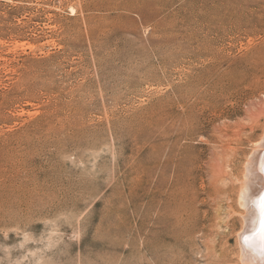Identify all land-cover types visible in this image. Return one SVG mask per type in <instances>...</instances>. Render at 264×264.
<instances>
[{
	"label": "rangeland",
	"instance_id": "1",
	"mask_svg": "<svg viewBox=\"0 0 264 264\" xmlns=\"http://www.w3.org/2000/svg\"><path fill=\"white\" fill-rule=\"evenodd\" d=\"M263 131L264 0H0V264H249Z\"/></svg>",
	"mask_w": 264,
	"mask_h": 264
},
{
	"label": "bare ground",
	"instance_id": "2",
	"mask_svg": "<svg viewBox=\"0 0 264 264\" xmlns=\"http://www.w3.org/2000/svg\"><path fill=\"white\" fill-rule=\"evenodd\" d=\"M259 119H260L259 113L252 114L251 120L253 123H258ZM221 153H222L221 157L214 158V160L211 162L209 161V163H211L209 164L211 175H209L208 181L210 182L209 184L211 185V187L214 189L215 192V196L213 195L214 198L212 197L211 198L214 199L217 203H220L221 200H229L230 198L227 199L226 197L225 199L223 198L224 195H227L229 190L227 185L230 183L231 187L233 188L232 182H235V180L236 182L239 181L237 178H235L234 180V177L232 175L233 171L232 173H230L231 170L230 171L227 170L228 164H230L229 160L231 156H234V154L230 153L231 154L230 155L226 150L221 151ZM169 161L171 160L169 159ZM262 195H264V134L260 137V139L256 143V149H254V153H252L250 159L247 160L243 168V172L241 174V180L238 186V196H239L240 205L246 211V215H244V219L247 224L246 227L247 226L252 227L257 224L255 230L247 235V236L251 235L250 239L253 242L254 246L249 248H252V250H248L241 241L242 239L240 240V243H242L244 250L242 256L244 257V259H246L249 262V264H264V234H262L260 231V209H259V198Z\"/></svg>",
	"mask_w": 264,
	"mask_h": 264
},
{
	"label": "water",
	"instance_id": "3",
	"mask_svg": "<svg viewBox=\"0 0 264 264\" xmlns=\"http://www.w3.org/2000/svg\"><path fill=\"white\" fill-rule=\"evenodd\" d=\"M256 226H257V224L255 226H252V227L251 226H247V229L245 230V232L242 235V242H243V244L246 246V248L248 250H252V248H249V247H253L254 244H253V242L250 239L251 235L250 236H247V235L252 233L255 230Z\"/></svg>",
	"mask_w": 264,
	"mask_h": 264
},
{
	"label": "snow or ice",
	"instance_id": "4",
	"mask_svg": "<svg viewBox=\"0 0 264 264\" xmlns=\"http://www.w3.org/2000/svg\"><path fill=\"white\" fill-rule=\"evenodd\" d=\"M259 209H260V231L262 234H264V195H262L259 198Z\"/></svg>",
	"mask_w": 264,
	"mask_h": 264
}]
</instances>
